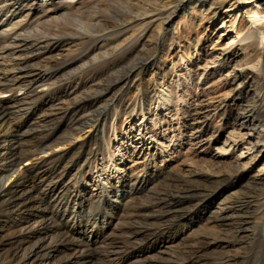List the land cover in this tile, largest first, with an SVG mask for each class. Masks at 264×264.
<instances>
[{"label": "rangeland", "instance_id": "obj_1", "mask_svg": "<svg viewBox=\"0 0 264 264\" xmlns=\"http://www.w3.org/2000/svg\"><path fill=\"white\" fill-rule=\"evenodd\" d=\"M71 3L66 11L43 3L11 40L23 44L14 58L25 67L24 84L7 92L15 99L6 107L22 111L13 127L30 124L20 129L14 169L26 176L40 166L42 186L61 189L64 180L68 194L81 189L90 222L106 207L96 205L104 189L130 177L122 192L134 189L120 209L106 207L113 216L106 247H128L123 232L132 226L136 241L163 242L150 263L244 264L264 214V49L251 37V5L196 0L169 17L172 5L157 0ZM242 111L253 113L246 124ZM29 151L36 155L26 163ZM11 154L0 149L2 185L13 174ZM4 208L0 256L23 244L13 264H24L26 220L15 222Z\"/></svg>", "mask_w": 264, "mask_h": 264}, {"label": "bare ground", "instance_id": "obj_2", "mask_svg": "<svg viewBox=\"0 0 264 264\" xmlns=\"http://www.w3.org/2000/svg\"><path fill=\"white\" fill-rule=\"evenodd\" d=\"M73 1L78 2L80 0H51L50 3H45L47 2V0H0V37L2 38L0 39V42H6L5 44L0 45V93H11L14 89H21L24 84V79H22L21 77H24L22 74L24 73L23 69H25V67H20V59L14 58L15 51H17L19 48H22L23 44H11L13 43L11 40L15 42L17 40L16 37L20 36L21 32L19 33L18 30L26 27V25L27 27H30V25L33 23L31 21V17L33 16V14H35L39 6H43V9L41 8L43 11L45 9L44 5H49L51 8L53 7L58 8L62 11H66L69 6L71 7V2ZM157 1L168 3V6L172 5L171 12L169 13L170 17V15H172L178 9H183L184 14L185 12L187 13L186 10L190 9V4H192L193 1L196 0ZM204 1L206 2L207 0H197L200 5H203L202 3ZM42 2L44 3V5ZM225 2L229 3V1ZM238 3L239 6L251 5V10L247 12L250 18V23L252 24L251 26H253L251 37H253L255 42H259L261 48L264 49L263 3H259L258 1L256 2L253 0H238ZM229 4L231 5V3ZM26 9L29 10L28 13L27 11H25ZM24 12L25 14L24 16H22ZM61 16L62 14L48 19L46 20V22L54 24L55 21H59V19H61ZM236 34H238V32H236ZM262 67L264 70V59H262ZM134 69L135 66L130 67L128 68V70H126L124 80L128 79L133 74ZM4 96H6V94H4ZM14 97L15 95L10 94L5 100H0V123L3 128H0V130H3V134H1L3 140L2 142H0L2 144L0 145V149L10 148L12 152L10 156H14V159H12L10 162L12 167L11 173L13 174L9 179V183L7 182L5 185H2V183H0V206H3L4 212L6 210L4 207H6L8 211H10L11 218H13L15 222L19 223V221L17 220L18 217H23V219L26 220L25 223L20 222V224L22 225L20 226L27 230L26 232L28 233V235L26 234L24 237L26 238V243H29L28 252H24L25 254H20L22 255L23 263L153 264L150 262L151 260H157V255L160 256V253L158 251H160V244H163V242H158L159 240L157 241L155 239H151V241H146L144 243H142L143 241H136V237L139 236L140 233L129 232V229H134V227L131 226V223H129V226L131 227L123 232L122 238L124 242L129 243L128 247H117L114 246V244H110L109 247H106L108 237L106 235L102 238V236L107 232L108 225L111 224L110 227L112 226L113 216L111 215V213L109 214V211H118L120 209V204L124 202L122 201L119 204L120 200L123 199L125 195L131 194L130 191L134 189L132 188L130 191L125 190L124 193L122 192L123 188L129 185L131 181L130 177L125 178V181L119 177L115 185L113 184L109 188L104 189V193L98 199L99 201L96 205H99L100 203L111 209L109 210L106 207H101L100 211L102 212H99L97 214L99 215V217H95L92 222H90L85 219L86 214L88 213V209L86 208L87 205L83 203L85 193L81 189H75L74 192L69 191L68 194V187L65 184L64 180H61V189H59V186L54 184L51 188H48V185V187L45 186L47 187V189L44 191L45 187L42 186V184L45 180H47L48 177L42 171H39L40 166H36L37 169H34V166L30 169L26 168V176H22L19 171H17L18 169H14V167H16L15 164L22 157L20 150L18 149V147L16 148L15 145H17L16 143L22 135L19 134L21 133V127L23 125L26 127L28 123V121H18L15 127H13L12 119L16 120L17 117L22 115V111L18 109L19 107L17 108V111L13 112H9L10 110L8 109V107H6L7 105H11V102L15 99ZM14 112H16L17 115L13 117ZM252 114L253 113H250L249 111L244 113L242 111V117L239 119L243 120V123L246 124ZM259 121L261 125L264 126V117L260 118ZM8 137H10V139H8ZM50 138L51 137L49 136L48 141ZM12 139L14 140V142L12 141ZM37 150H39L37 154H39L38 157H40V159H43L45 155H47V146H43L41 149ZM26 153H28L26 154L28 158L26 159V163H28L30 160H32L31 158L29 160V157L33 156L34 159V155H36V153L35 151H29ZM62 156L63 155H60V157ZM51 174H53V171H51L50 175ZM4 178L5 177L1 178L0 180L3 181ZM3 195H7V199H3ZM111 197L112 199L114 197L113 201H111ZM90 204L88 206L91 209L92 207L90 206ZM108 204H111V206L109 207ZM76 206H78V209L74 213ZM103 210L106 212H104ZM115 215L116 212L114 213V216ZM55 216H58L59 220H54ZM34 223H38V225L35 226ZM256 227H258V230H256L254 237L255 239L251 242V248L254 247L253 244H256V246L245 256L244 264H264L263 213L258 217ZM62 229L63 231L61 232ZM162 232L164 231H161V233ZM132 236H135V239L130 240ZM163 236L168 237L169 235L166 236L164 234ZM131 245L133 246V248L131 247ZM22 250L23 244L5 250L0 256V264H13V262L19 257V253ZM63 251L65 252V255L60 256L59 253ZM132 254L136 257V259L131 261L129 260L130 257L128 256ZM55 258L58 259L55 260ZM167 261L169 260L167 259Z\"/></svg>", "mask_w": 264, "mask_h": 264}]
</instances>
